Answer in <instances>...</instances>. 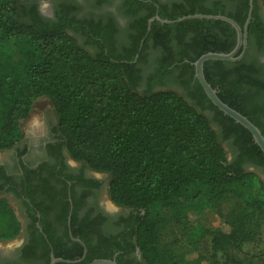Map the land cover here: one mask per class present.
<instances>
[{"label": "trees", "instance_id": "1", "mask_svg": "<svg viewBox=\"0 0 264 264\" xmlns=\"http://www.w3.org/2000/svg\"><path fill=\"white\" fill-rule=\"evenodd\" d=\"M260 1L264 7V0ZM202 2L186 0V7L170 15L161 11L158 16L175 20L202 14L232 19L221 8ZM65 24L72 22L44 20L36 5L26 0H0V152L22 139L20 124L29 117L33 103L46 98L54 109L56 132L66 153L89 170L109 176L107 195L115 206L144 213L134 235L145 264H244L238 255L246 244L257 242L264 222V185L239 163L250 162L264 170L260 149L247 130L211 104L198 82L188 101L171 90L146 86L139 91L133 69L143 62L142 51L150 40L159 49L176 48L181 60L193 64L208 52L229 53L235 45L234 30L215 20L171 25L155 21L146 35L144 20L139 25L141 36L146 35L141 51L120 57L109 49L105 31H91L88 42L100 49L91 53ZM9 44L25 50L24 60L5 48ZM135 54L137 61L131 65ZM242 62L207 61L204 77L218 98L264 137V94L256 87L260 83L253 71ZM212 121L223 141H229L232 153L239 152L237 161H228ZM192 185L206 186L211 204L221 203L233 187L245 191L240 196L241 209L224 227L199 229L198 238L209 237V255H195L196 249L175 252L162 245L159 238L166 222L149 213L154 206H167L170 220L187 231L196 209L181 192ZM19 231L12 208L0 198V240L11 239ZM77 254L63 259L75 260L81 255ZM94 259L108 258L88 253L78 264ZM255 259L245 258L250 264Z\"/></svg>", "mask_w": 264, "mask_h": 264}, {"label": "flooded vegetation", "instance_id": "2", "mask_svg": "<svg viewBox=\"0 0 264 264\" xmlns=\"http://www.w3.org/2000/svg\"><path fill=\"white\" fill-rule=\"evenodd\" d=\"M41 1L26 0V3L36 5L44 20L72 22V25L65 24L67 31L91 53L100 51L97 44L88 42V37H93L91 31H105L109 49L120 57L141 51L161 11L170 15L186 7V0H46L45 15L40 10ZM201 4L217 6L232 15V19L241 22L242 33L248 20L246 44L241 45L236 54L239 59L230 63L242 60L249 66L260 83L256 87L264 94V7L261 1L203 0ZM144 20L146 35L141 36L139 25ZM178 54L179 50L174 47L159 49L152 40L148 41L142 51L143 62L133 68L139 78L137 86L161 90L176 84L185 90L188 98L194 95L197 81L191 68L193 64L181 60ZM137 58L135 54L130 64H135ZM49 124L47 132L37 135V140L28 136L11 149L0 152L6 153L0 157V198L15 211L20 223L17 236L0 240V264H50L52 258L78 257V252L81 254L75 259L80 260L78 263L85 261L88 253H98L117 264H145L134 235L138 219L144 213L115 206L107 195L109 176L74 161L63 147L56 124ZM224 142L229 144L228 140ZM238 155V151L232 153L231 150L228 161H237ZM239 166L244 172L253 170L264 179L262 168L246 161H241ZM262 183L264 185L263 180ZM251 264H264V256L257 257Z\"/></svg>", "mask_w": 264, "mask_h": 264}, {"label": "rangeland", "instance_id": "3", "mask_svg": "<svg viewBox=\"0 0 264 264\" xmlns=\"http://www.w3.org/2000/svg\"><path fill=\"white\" fill-rule=\"evenodd\" d=\"M40 10L43 14L47 15L48 2L42 0ZM82 45L81 41H79ZM5 48L18 60L22 61L26 57V52L21 47L6 45ZM139 91H143V87L139 86ZM164 89L177 92L181 96L185 97L188 101L189 98L185 93V90L176 84L167 85ZM208 118L212 117V113H205ZM213 120V119H211ZM35 123L41 126V132L38 134L41 136L47 132L49 123L56 124V115L51 103L46 98L37 99L32 106L29 117L23 121L19 130L22 134V138H29L37 140L38 136L32 133V128ZM212 127L218 133L223 148L227 154L228 160L231 159V147L228 143L223 141L221 131L217 124L213 123ZM6 153H0V157H3ZM248 173L255 174L261 181L263 176L248 170ZM242 188L233 187L232 190L226 195L225 199L219 204L209 203L208 188L202 185H192L182 190V197L192 205V208L196 209V215L194 221L190 224L189 229L186 231L180 226H177L172 220H170L169 208L167 206H154L149 210L152 216L163 218L166 222L164 230L162 231L159 241L162 245L169 246L173 251H185L186 249H196L195 255H209L211 253L209 237L198 238L201 228L209 231H213L218 228L224 227L229 218L238 213L241 209L240 196L244 194ZM15 212V211H14ZM240 258H252L264 256V222L260 230V236L256 243L246 244L242 252L238 255ZM220 260H224V257L219 255Z\"/></svg>", "mask_w": 264, "mask_h": 264}, {"label": "water", "instance_id": "4", "mask_svg": "<svg viewBox=\"0 0 264 264\" xmlns=\"http://www.w3.org/2000/svg\"><path fill=\"white\" fill-rule=\"evenodd\" d=\"M252 4L250 2V12H251ZM250 15V13H249ZM155 19L161 23V24H176L180 23L186 20H193V19H199V20H215V21H221L226 24H228L231 28L234 29L236 33V44L234 49L229 53H215V52H208L206 54L201 55L195 62H193V68H194V77L200 87L202 88L206 98L211 102V104L216 107L220 112L223 113V115L228 116L230 119H232L236 124H239L242 126L245 130H247L254 142V144L260 149L263 157H264V137L262 136L260 130L253 125L246 117L241 115L239 112L235 111L234 109L230 108L228 105L223 103L217 96L216 91L210 86V84L207 83L204 72H203V66L204 63L207 61H222V62H234L239 59V57L236 56L239 48L241 45L246 44V26L248 24V20L245 24V30L244 33H242V30L240 26L234 22L232 19L222 16V15H202V14H194V15H187L180 17L175 20H165L160 19L159 17H155ZM147 30H149L150 22ZM79 243H81L79 241ZM82 244V243H81ZM58 262H64V263H78L80 260H63V259H57L52 258L50 264H56ZM89 264H117L114 260H108V259H95L91 261Z\"/></svg>", "mask_w": 264, "mask_h": 264}, {"label": "bare ground", "instance_id": "5", "mask_svg": "<svg viewBox=\"0 0 264 264\" xmlns=\"http://www.w3.org/2000/svg\"><path fill=\"white\" fill-rule=\"evenodd\" d=\"M45 8H46V6H45ZM40 130H41V126L38 123H35L33 125V128H32V133L34 135H38L41 132Z\"/></svg>", "mask_w": 264, "mask_h": 264}]
</instances>
